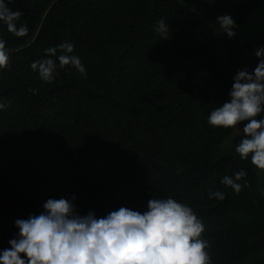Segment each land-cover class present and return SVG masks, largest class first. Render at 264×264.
Segmentation results:
<instances>
[{
    "label": "trees",
    "instance_id": "1",
    "mask_svg": "<svg viewBox=\"0 0 264 264\" xmlns=\"http://www.w3.org/2000/svg\"><path fill=\"white\" fill-rule=\"evenodd\" d=\"M199 3L11 0L28 33L0 27L10 50L0 70L8 102L0 111V249L18 232L14 220L38 214L50 197L75 194L82 213L103 216L171 195L203 220L214 264H264V177L234 152L241 128L207 123L230 98L235 73L258 62L239 39L248 12L233 15L236 35H226L223 54ZM161 18L165 39L154 31ZM64 40L87 75L66 66L41 81L31 61ZM240 169L248 185L237 195L220 180ZM210 188L225 199H209Z\"/></svg>",
    "mask_w": 264,
    "mask_h": 264
},
{
    "label": "clouds",
    "instance_id": "2",
    "mask_svg": "<svg viewBox=\"0 0 264 264\" xmlns=\"http://www.w3.org/2000/svg\"><path fill=\"white\" fill-rule=\"evenodd\" d=\"M10 3L0 0V27L14 36H25L27 25L20 22L23 12ZM214 25L229 38L236 35L238 25L231 14L218 15ZM169 29L163 18L154 25L163 39ZM74 48L69 40L49 46L41 58L31 61L30 70L46 83H52L66 66L87 75ZM254 54L258 58L254 69L235 73L230 98L209 112L207 123L213 128H241L234 152L264 173V45ZM9 62L10 50L0 37V70ZM7 107L8 102L0 97V111ZM246 174L243 169L234 170L220 183L238 195L248 185ZM208 197L223 201L226 193L210 188ZM76 199L75 194L50 197L38 214L16 218L18 232L8 241L10 247L0 249V264H214L211 242L204 236L206 225L185 201L171 195L152 196L143 210L120 206L97 216L95 210L82 213Z\"/></svg>",
    "mask_w": 264,
    "mask_h": 264
},
{
    "label": "rangeland",
    "instance_id": "3",
    "mask_svg": "<svg viewBox=\"0 0 264 264\" xmlns=\"http://www.w3.org/2000/svg\"><path fill=\"white\" fill-rule=\"evenodd\" d=\"M200 11L211 26L220 14L232 16L244 9L248 12L239 33V39L250 41L252 44L250 57H255V50L259 47L260 39L264 35V0H199ZM215 41L220 51L225 53L226 34L214 29ZM264 177V173H261Z\"/></svg>",
    "mask_w": 264,
    "mask_h": 264
}]
</instances>
